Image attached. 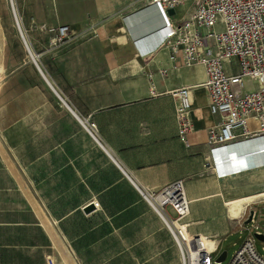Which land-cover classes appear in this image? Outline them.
Returning a JSON list of instances; mask_svg holds the SVG:
<instances>
[{
	"label": "crops",
	"instance_id": "1",
	"mask_svg": "<svg viewBox=\"0 0 264 264\" xmlns=\"http://www.w3.org/2000/svg\"><path fill=\"white\" fill-rule=\"evenodd\" d=\"M148 2L14 0L27 55L5 71L0 87V264H47L46 258L113 264L123 253L139 264L141 222L163 241L157 255L180 264L178 249L136 188L155 191L182 180L190 227L201 216L190 200H202L204 187L215 194L229 187L228 199L264 191V167L224 177L211 171L205 129L215 120L206 92L196 87L203 70L175 66L156 49L163 31ZM189 8L168 10L167 17L175 23ZM60 25L75 38L53 44L51 30ZM86 26L95 40L77 39ZM180 87L191 88L193 132L185 145L169 94ZM261 206L264 199L243 213L252 210L256 221ZM231 224L226 217L220 234L191 235L188 226L187 233L218 245L242 229L230 231Z\"/></svg>",
	"mask_w": 264,
	"mask_h": 264
},
{
	"label": "built area",
	"instance_id": "2",
	"mask_svg": "<svg viewBox=\"0 0 264 264\" xmlns=\"http://www.w3.org/2000/svg\"><path fill=\"white\" fill-rule=\"evenodd\" d=\"M148 4L156 10L163 31L156 49L165 51L175 66H200L203 70V82L196 87L206 92L207 110L215 120L205 129L211 171L224 177L264 167V0H149ZM184 5L190 7L186 17L172 23L166 12ZM53 32V44L70 36L66 25L57 26ZM157 74L163 77L165 72L158 70ZM246 82H255L256 87L250 91ZM190 89L180 87L169 93L175 101L176 134L184 145L185 137L193 132ZM247 122L257 126L250 130ZM225 154L236 162L235 167L225 168ZM136 190L143 201H152L149 207L177 247L181 264H218L214 257L216 244L207 250L193 236L188 237L185 219L189 201L182 180L155 191ZM93 206L97 208L96 203ZM166 207L173 211L172 218L166 215ZM254 215L253 212L248 227L239 225L247 234L224 264H264V257L255 248L256 242H264L251 233L254 230L264 237V231L256 229ZM46 263L52 261L46 258Z\"/></svg>",
	"mask_w": 264,
	"mask_h": 264
},
{
	"label": "rangeland",
	"instance_id": "3",
	"mask_svg": "<svg viewBox=\"0 0 264 264\" xmlns=\"http://www.w3.org/2000/svg\"><path fill=\"white\" fill-rule=\"evenodd\" d=\"M11 7L9 4V0H0V87L2 85L4 73L6 70H10L11 67L15 65V62L18 60V58L25 54L27 55L25 49L23 48L21 44L20 36L18 35L17 29L15 27V17L11 16ZM13 17V19H12ZM18 17V16H17ZM16 17V18H17ZM19 21V23H18ZM18 25L21 24V21L18 17L17 20ZM53 35L51 36V40L54 37V32L51 30ZM75 36L72 32H70V36L67 40L74 39ZM77 39H93L95 40L94 32L88 28L87 26L82 29L79 32V36ZM66 41V40H65ZM93 51L94 46H92ZM31 50V49H29ZM31 52V51H30ZM93 54H96L93 52ZM31 56V55H30ZM245 87L247 89L253 90L256 87L255 82H246ZM246 126L248 129L252 130L255 129L257 126L254 122H247ZM205 190L203 192V199L193 201L190 203V209L195 213L201 215L198 219V224L194 227H189V234L194 235L196 233H202V234H220L225 228L226 225V210L223 207V201H232L237 200L239 197H236L234 199H228L232 198V194H230L229 187H222V190H220L221 196H212V194H215L214 191L212 192L211 187H204ZM221 189V188H220ZM195 192V189H193V194ZM264 191H261L263 193ZM216 193L215 195H217ZM260 194V193H258ZM200 195V193H198ZM257 195V194H255ZM212 196V197H209ZM253 196V195H252ZM243 198V197H241ZM142 200V199H141ZM143 201V200H142ZM148 207L149 205L143 201ZM150 208V207H149ZM262 208V214L260 217L256 216L257 221V230L258 231H264V206H261ZM248 210L250 209L247 208ZM167 212L171 217H173L174 213L171 210L170 207H166ZM191 212V211H190ZM201 213V214H200ZM190 216V215H189ZM186 217V222L189 223L191 220L190 217ZM247 216V211H245L240 220L231 221L227 217V219L230 222H233L231 224L232 231L233 227H237L239 225H243L242 222L245 220ZM249 223L245 225V227H248ZM255 231L252 230L251 233H254ZM140 249L138 254V260L139 264H166L168 261L167 259L162 256V254L157 255L161 252V246L163 241L160 240L158 236L150 235V232L148 230V224H144L141 222V232H140ZM246 232L242 229L236 230L234 233L230 234L229 236L225 237L224 239L220 240L217 245V252L214 254V257L219 253L225 252V258L218 264H224L226 263L231 255L236 251L238 246L242 243L246 236ZM170 241L171 238L169 237ZM173 244V242H172ZM256 252L261 254L264 257V253L262 251V248H264V243L256 242L255 244ZM135 264V261H137V256L134 255V259H131L130 255H127L126 253L120 254L116 257L115 262L113 264ZM181 264V259H180ZM214 264V263H213Z\"/></svg>",
	"mask_w": 264,
	"mask_h": 264
},
{
	"label": "bare ground",
	"instance_id": "4",
	"mask_svg": "<svg viewBox=\"0 0 264 264\" xmlns=\"http://www.w3.org/2000/svg\"><path fill=\"white\" fill-rule=\"evenodd\" d=\"M9 4H10V7L12 6V13L13 15L15 14V23L17 24V27H18V32L20 33V36H21V32H20V28H19V21L17 23V20H18V17L15 13V5H14V0H9ZM17 17V18H16ZM246 149V148H244ZM236 151H239V150H236ZM245 151V150H243ZM225 163L224 165L226 169H231L232 167H235L237 164L235 161H232V159H230L231 157L229 156V154H225ZM235 164V165H234ZM256 168V167H255ZM221 196L220 193H218L216 196ZM264 199V192L263 193H260V194H257V195H254V196H249V197H244V198H240V199H237V200H232V201H223V206L226 210V214H227V217L229 218V220L231 221H236L238 219H240L241 215L243 214V211L245 209V207L253 202H256V201H260V200H263ZM190 200V198H189ZM194 200H190V202H193ZM147 203V201H145ZM152 201L148 199V205L151 204ZM233 223V222H232ZM196 224V223H195ZM188 227H190V222L187 224ZM188 237H190V235H188ZM209 237V236H208ZM195 238V241L200 243L202 246H204L207 250L211 249L214 244L216 243V239L212 240V239H207V238H200L198 236H195L193 237ZM194 242V240H193ZM189 245L188 243H183V246H187ZM177 248V247H176ZM180 255V254H179Z\"/></svg>",
	"mask_w": 264,
	"mask_h": 264
},
{
	"label": "water",
	"instance_id": "5",
	"mask_svg": "<svg viewBox=\"0 0 264 264\" xmlns=\"http://www.w3.org/2000/svg\"><path fill=\"white\" fill-rule=\"evenodd\" d=\"M167 14L169 13L168 11L166 12ZM19 36H20V33H19ZM21 38V36H20ZM91 209V207H86L85 208V211H89ZM253 215V211L252 210H249L248 213H247V216L245 218V220L242 222L243 225H246L250 222L251 220V217ZM253 236L259 240V241H262L264 242V237L262 235H257L256 233H253ZM225 258V252H222V253H219L216 258H215V262H221L223 259Z\"/></svg>",
	"mask_w": 264,
	"mask_h": 264
}]
</instances>
